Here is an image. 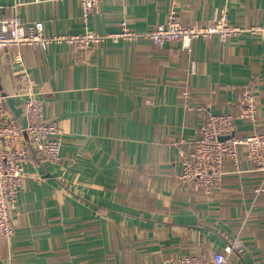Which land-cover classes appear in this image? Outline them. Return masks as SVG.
Masks as SVG:
<instances>
[{"label":"crops","instance_id":"0c3cea01","mask_svg":"<svg viewBox=\"0 0 264 264\" xmlns=\"http://www.w3.org/2000/svg\"><path fill=\"white\" fill-rule=\"evenodd\" d=\"M5 15L41 20L47 35L115 31L126 18L143 33L171 11L209 23L215 9L240 27L264 24V0H100L83 19L79 0H0ZM195 62L194 70L191 62ZM30 72L44 114L62 127L52 163L30 151L26 183L0 237V264H159L211 256L238 242L228 264H264V170L240 145L225 160L221 186L204 195L180 181V151L201 135L209 112L236 114L239 88L254 89V121L236 135L264 131V35L197 38L156 47L139 36L100 43L87 54L66 43L0 48V81L10 95Z\"/></svg>","mask_w":264,"mask_h":264},{"label":"built area","instance_id":"2783aa9c","mask_svg":"<svg viewBox=\"0 0 264 264\" xmlns=\"http://www.w3.org/2000/svg\"><path fill=\"white\" fill-rule=\"evenodd\" d=\"M83 19L99 6L100 0H79ZM248 32L252 35H264V24L240 27L229 21L225 11H214L209 23H184L171 11L167 20L156 27L139 33L129 27L126 18L119 21L115 31L97 32L86 29L80 33L47 35L41 20L25 21L14 10L5 15L0 5V48L27 45L33 48L47 49L53 43H66L87 54L94 45L100 43H118L121 39H135L145 36L156 47H164L174 41L181 42V48L191 50L192 42L197 38L219 36L224 41L228 37ZM194 70L195 62L192 61ZM35 85L30 72L15 77L13 97L27 117L25 128L19 118L8 107L0 92V237L9 239L14 234L13 217L17 213L19 194L26 183L25 164L30 161V151L38 157H44L52 163L62 160L60 148L62 127L57 119H49L44 114L43 101L35 93ZM254 89L251 85L238 89L235 101L236 114L231 112H209L200 126L198 139L190 142L180 151L179 179L187 186H193L205 196L221 186L225 173L224 162L229 160L239 167V146L245 145L246 157L258 169L264 170V131L248 136L236 135V120L254 121L256 105ZM227 136L221 139L220 136ZM263 186L255 188L259 193ZM239 243H228L224 251H215L211 256L198 253L184 254L179 257L165 258L159 264H228L226 254L232 250L241 251Z\"/></svg>","mask_w":264,"mask_h":264},{"label":"water","instance_id":"95a60500","mask_svg":"<svg viewBox=\"0 0 264 264\" xmlns=\"http://www.w3.org/2000/svg\"><path fill=\"white\" fill-rule=\"evenodd\" d=\"M0 92L5 97L6 103H7L8 107L10 108V110L12 111V113L14 114V116L19 118L21 126L23 128H25L27 125V117H26V115L23 114L22 107L20 105L16 104V100L12 95L8 94L7 92H5L2 89L1 81H0ZM228 136L229 135H227V136L222 135V136H220V138L225 139Z\"/></svg>","mask_w":264,"mask_h":264}]
</instances>
